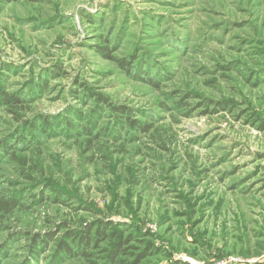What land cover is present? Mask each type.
Segmentation results:
<instances>
[{"label":"rangeland","instance_id":"rangeland-1","mask_svg":"<svg viewBox=\"0 0 264 264\" xmlns=\"http://www.w3.org/2000/svg\"><path fill=\"white\" fill-rule=\"evenodd\" d=\"M0 264H264V0H0Z\"/></svg>","mask_w":264,"mask_h":264},{"label":"trees","instance_id":"trees-1","mask_svg":"<svg viewBox=\"0 0 264 264\" xmlns=\"http://www.w3.org/2000/svg\"><path fill=\"white\" fill-rule=\"evenodd\" d=\"M102 51L103 52H106V51H108L107 49H103L102 48ZM104 56H106V58H108L109 60H113V58L111 57V56H109V55H104ZM119 64H120V66L122 67V68H126L127 67V63H125V61L124 60H122V61H119ZM4 99H5V102L8 104V105H14V106H17V105H19V104H22V103H24V100H22L21 99V97H19V96H17V95H10L8 98H5L4 97ZM117 111H121V113H123V114H127L128 115V113L126 112V111H124V108L122 109H116ZM129 116V115H128ZM44 125H45V127L46 128H49V122L48 121H46L45 120V122H44ZM131 126L132 127H134V128H136V127H138V126H140V127H143V131L144 132H149V130H150V126H147V125H145V124H140V123H137V122H135V121H133V122H131ZM17 203V201H14V200H10V201H8V202H6V203H3L2 205H1V209H6L7 207L8 208H10L11 207V204H13V205H15ZM88 233L85 235V236H81V237H79V238H74L75 239V242H77V244H78V246H79V248H82L83 249V246H85L86 248L88 247V246H90V244L92 243V241H94V240H98V238L100 237V240H104L105 238H106V235H105V233L102 231V230H100L99 231V233H98V238H89L88 236ZM112 236H114L115 237V234H113ZM127 243H124L123 242V245H126ZM61 247H62V249L64 248V250H66V251H68V249L66 248V246H64V243H62L61 244ZM118 248H121V245H118L117 246V248L116 249H114L110 254H109V258L112 260V261H115L117 258H118V256L121 254V251L122 250H119ZM83 251V250H82ZM81 251V252H82ZM64 252V251H63Z\"/></svg>","mask_w":264,"mask_h":264}]
</instances>
